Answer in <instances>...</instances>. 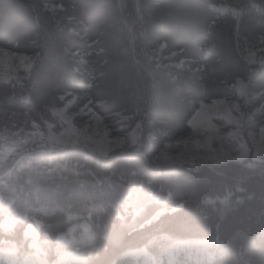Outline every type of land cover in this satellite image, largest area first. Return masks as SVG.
<instances>
[{"label": "trees", "instance_id": "trees-1", "mask_svg": "<svg viewBox=\"0 0 264 264\" xmlns=\"http://www.w3.org/2000/svg\"><path fill=\"white\" fill-rule=\"evenodd\" d=\"M99 1L101 6L107 7L111 12V21L89 18L90 8ZM12 6L17 12L9 11L7 16H2V10L6 7H11L12 10ZM22 13H27L28 18L23 33L9 35L8 25L13 19L20 18ZM108 23L113 25L112 29L108 27ZM115 34L122 36V47L120 50L116 48V56L112 48ZM141 35L144 37L141 38ZM53 39L59 54L67 59L73 69L81 73L82 84L75 91L94 98L93 104L95 99H103V95L108 94L104 87L106 79L100 73H106L112 65L115 67L123 60L125 70H130L133 79L131 76L125 77V84L119 87L118 94L110 93L115 101L110 102V98L104 99L108 101L105 106L110 109L126 107L134 91H148L142 95L145 102L139 99L141 108H144L142 113L148 114V109L152 107L154 116L151 114L149 118L153 127L161 134L164 131L172 132L173 137L187 130V121L200 101L226 96L231 90L230 84L236 78L248 81L246 89L250 95L264 91V62L259 67L253 66L245 56L249 54V48L259 45L264 48V0H0V46L30 54L40 53L38 57L40 69L35 74L33 82H28L26 89L30 88L24 95L20 93L16 100V95L9 87L0 86V128L11 123L16 124L28 114L37 117V110L42 101L51 100L61 94L55 90L49 92L47 97L45 90L39 85L42 66L46 64V59L50 55L48 51ZM158 43H165L169 50L177 51L175 60L177 62L186 60L184 65L162 66L171 61L167 58H164V62L159 58L154 61L151 58L154 57L151 48ZM67 47L70 48L71 53L63 50ZM139 50L141 56L138 58ZM121 51H123L122 58ZM76 52L83 59L78 61L74 56ZM103 59L109 62L103 65ZM138 67L142 68L139 72L142 78H145V81L139 84V88L138 82H135L139 79L136 71ZM197 67L198 72H192L191 68ZM158 89L164 93V98H157ZM253 98L255 100L250 96L247 98L252 107L260 102L257 97ZM171 102H176L180 108L177 111L179 120L176 124L171 122L166 113L154 111L157 106L169 111ZM12 114L20 117H12ZM10 118H13L12 122ZM160 120L166 121L167 125H161ZM158 138L153 147L155 150H158L166 140L160 135ZM149 148L150 145L145 141L140 154L128 152L119 158L114 157L109 161L108 167H101L94 160L92 161L95 163L90 164L88 160L86 162L80 157L77 160L78 173L81 176L86 174L107 177L108 175L110 179L112 176H118L120 179L124 177L128 180H132L131 175H133L135 179L146 178V182L143 181L144 187L148 184V178L152 179V182L160 180L167 182L166 177L171 175L176 178L175 190L172 188H162V190L170 191L171 195L177 192L181 194V198L187 190L177 188L185 178L189 177L197 181V186L193 187L197 190L201 189L205 182H210L211 177L214 178L213 173L206 167L197 171L151 168L143 160L149 155ZM222 170L224 173L219 175V182L225 189L234 191L229 207L224 211L227 219L223 223L217 220L214 224L203 225L204 228L208 226L203 232L196 228L195 231L182 232V234L180 230L176 231L172 219L166 216L168 222L164 224L154 244L157 248L171 250V255H167L169 259H175L177 256L183 259L189 255L194 259L216 256L223 251L225 240L236 250L237 264H241L242 261V258L241 260L237 258L238 256H245L243 264H250V261L254 260L257 254L259 255V251L264 258V198L262 203L256 199L264 195L257 191L261 182H264V165L257 166L254 170L244 163L230 164L223 166ZM95 172L97 174H94ZM215 184L217 182L212 180L207 190L214 188ZM237 185L242 186L243 191H237ZM207 190H201L204 191H200L201 194L194 192V200L200 202L202 196H207ZM178 194L175 193L174 197L176 195L179 197ZM194 205V209L197 206L205 209L203 203H194ZM185 208L187 210L190 207L185 206ZM245 214L249 219L243 220L241 233L235 235L227 229V222L232 223L233 216L242 219ZM115 216L116 212L113 213V217ZM106 217L101 219L104 221ZM113 217H108L110 220L107 221L113 223ZM101 219L97 222L104 228L107 224L103 222L105 225H102ZM146 238L147 232L144 230H127L125 245L128 251L125 259L129 264H153L157 258L148 247L144 246ZM187 239L207 241L209 245L190 246L186 243ZM104 247L105 241L102 239L95 249L81 245L82 252L81 249L79 250L85 259L68 264H86L90 254L96 253L99 254L103 264H108V261L118 255L120 250H110L105 254ZM140 248L147 254L143 256L129 254L130 251Z\"/></svg>", "mask_w": 264, "mask_h": 264}, {"label": "rangeland", "instance_id": "rangeland-1", "mask_svg": "<svg viewBox=\"0 0 264 264\" xmlns=\"http://www.w3.org/2000/svg\"><path fill=\"white\" fill-rule=\"evenodd\" d=\"M98 3L96 5L94 4V8H90L89 18L91 20L104 19L106 22L111 21L112 15L109 9L101 6L100 1ZM9 11L16 13L17 9L13 6L12 10L11 7H6L5 10H2V16H7ZM27 24V13L23 14L20 18L13 19L11 24L8 25L9 35L14 36L15 34L23 33ZM108 27L112 29L111 27H113V25L109 24ZM142 37L144 36L141 35V38ZM113 39L114 44L112 48L116 56V48L117 50H120L122 47V36L115 34ZM56 45L57 44L54 43L53 39L48 51L50 52V55L46 59V64L42 66L43 72L39 78V85L45 90L46 95L55 90H58L61 94H80V96H77V99L79 100V104L77 106L79 107L81 105L82 107L84 103L87 102L86 99H84L85 93L75 91V89L82 84L80 78L81 73L79 70L73 69L71 65L68 64L67 59L63 58V56L59 54V50ZM63 50L66 53H71L69 47ZM249 50V54H246L245 56H247L251 65L259 67L264 62V48L259 45L258 47H253L252 49L249 48ZM151 53L154 55V57H151L154 61H156L157 58L163 62L164 58L171 60L168 61L169 64L165 63L162 66H183L186 62V60L177 62V60H175V56L178 52L169 50L165 43L156 44L155 47L151 48ZM69 55L72 56V54ZM120 55L122 58L123 51H121ZM74 56L78 58V61L83 59L82 57H79L77 52ZM137 56L138 58L141 56L140 50ZM6 58L7 54H5V59ZM148 59L152 62L150 57ZM38 60L39 59L37 58L27 71L21 69L17 72H12L10 69L5 68V72L3 74L4 78L7 81H11V83H0V86L4 85L5 87H9L11 92L16 95L15 99L17 96H20V93L24 95V93H26L30 88L27 87L26 89L27 84H29L28 82H33L35 74L40 69ZM102 61L103 65L109 62L107 59H103ZM114 61H116V58ZM114 61H112V63ZM122 61L123 60H121V62L119 61L120 64L118 62L115 67L112 65L111 67L109 66L110 69L106 68V73H100L103 74V77L106 79L104 87L108 93L103 95V99L110 98L112 100H110V102L115 101V99L111 97L110 93L115 95L118 94L119 87L125 84V77L130 78L131 76L133 79L130 70H125ZM137 66L140 65L137 64ZM191 69L194 73L198 72V67ZM139 70L141 71L142 68L138 67L136 70L137 74H139L138 81H135L138 82V88L141 83L145 81V78H142ZM18 79H20V83H16ZM247 82L248 81H245L242 78H236L235 81L230 84L231 90H229V93L226 96L200 101L193 110L191 118L187 121V130L174 137L171 134L172 132L164 131L162 133L164 135H162L161 132H158L153 127V123H151L152 120L150 121L149 118L153 111L152 107L150 110L148 109V114L145 112L142 113L144 108H141L140 102L141 100L145 102V99H142V95L144 93H148V91H134L135 93L131 101L126 104L128 105L126 107L110 109L104 105L102 107L95 108L94 104H89L88 108L85 109L86 112L89 109H92L99 113L102 117H107L104 122L110 123L116 136L122 137L127 135L124 146H117L115 143L110 142L103 144L105 150L110 153H115L113 159L117 156L119 158L122 154L128 152H137L140 154L143 144L146 141L150 145L149 155L143 159L147 166L155 169L175 168L177 171L178 169L197 171L206 167L213 173L214 176V178H210V182H205L199 190L193 188L197 186V181L193 178H185L180 184V187L177 188L184 191L187 190L186 193H183L184 196L181 198V194L179 195L177 192L175 193L178 194L179 197L177 195L174 197L175 193L173 191L171 195L170 191L164 192L162 190V188L174 189L176 187V184H174L176 178L171 175L166 177L167 182L161 180L158 182H152V179L148 178L147 182L149 185L147 184L145 187L143 186V181L146 182V178L135 179L133 175H131L132 180H128V178L124 177L120 179L118 176H112L110 179L108 175H106L107 177L102 175L104 178L91 175L90 182H93L98 186V190L94 194L97 199L111 200L115 202L119 216H127L129 221L132 218L128 215L129 213H131L132 216H135L137 213H140L141 215L152 214L154 211L160 210L163 212L165 217L169 216V219H172L171 222L177 228L176 231L180 230L181 233H189L197 230L198 228V231L202 232L204 229H207L208 226L204 228L205 225L197 226L194 229L182 228L177 223V214L174 213L176 205L178 203H183L184 200H187L188 203L186 206L188 208L190 207L179 215H192L194 203H203L205 205V209H201V207L199 208L200 214H204L212 209L224 212L229 207V202L234 196V191H230L229 188L225 189L221 182H219V175L224 173L222 167L230 164L235 165L244 163V165L250 169L254 168L255 170L257 166L259 167L264 165L261 163V161L264 160V145L261 144V141L264 140V128H262L259 124H252L249 127L247 117L251 114V112L246 110V106L244 105V101L247 100L249 96L255 100L253 97H257L256 94L258 93H251V95L248 94V90L246 89ZM13 84H16V86L13 87ZM135 89L136 88H134V90ZM12 96L13 95H11V97ZM156 96L157 98L162 99L164 98V93L158 89ZM139 99H141L140 102ZM34 101H36V99ZM248 101L250 102V100ZM18 102L20 101L18 100ZM253 104L254 102L252 105ZM259 104L252 107L249 103L247 109L258 107ZM168 108L169 111L168 109L157 106L154 108V111L166 113L171 122L176 124L179 120V114L177 111L180 108L176 102H171ZM28 115L16 124L11 123L10 125L0 128V176L3 175V177H0V216H2L5 210L9 207H14L16 203L19 202V198L23 194V190L30 182L36 181L39 177H41V175L47 173L49 169L59 166L61 170L66 169L73 175H77L79 174V168L77 167L78 158L83 157V160L86 162L89 161L90 164L95 163L92 159H87V153L77 147L68 145L65 147L53 148L50 143L43 139L46 135V126H42L43 122L40 121L38 117ZM152 115L154 116V114ZM258 116L259 114H257L256 118H258ZM12 117L19 118L20 116L12 114ZM10 119L12 122L13 118ZM57 119H59V117H57ZM137 124H139V127L136 128V135L133 137L129 133H131V129L135 128ZM160 124L167 125L166 121L163 120H160ZM249 132H251L255 137V143L253 141V136L248 135ZM157 134L166 138V140L162 143L158 150H155V148L153 149L154 144L159 139ZM113 139V136L106 138L107 141H112ZM133 140H135V143H133ZM237 141L244 146V150L241 151L238 156L233 155L231 148V145L236 144ZM23 155L26 156L23 157ZM204 157H207V159H203ZM253 157L255 158L253 159ZM18 159H20L19 162L13 167V164L16 163ZM181 160H192L194 162L181 163ZM113 171L115 172L114 169ZM94 174L97 173L95 172ZM130 174L131 173L129 172V175ZM212 180L217 182V184H215L214 188L207 190L210 187ZM152 183H154L153 186ZM157 188L161 189L158 190ZM201 190H207L208 194L207 196H200V202H197L194 200V192L201 194V192H204ZM236 190L243 191V188L242 186L237 185ZM258 190L260 191V194L264 193V182H261L257 191ZM263 196L264 195L262 194L260 197L256 198L257 201L262 203V199L264 198ZM248 211L251 210L248 209ZM11 218L12 217H10V219ZM232 218V223H230V221L227 222L226 227L232 233L238 235L242 231L243 220H247L249 217L245 214L242 219L238 216H233ZM107 220H110L108 216L104 219V221L102 220V225L104 223L107 224L106 227H104L107 231L106 234H110L112 239H118L119 232L110 231L112 223ZM80 223L83 224L84 221H80ZM81 229L83 230V228ZM10 231L11 229L7 230V232ZM14 239H19V236L17 235L13 238L11 235L6 233L4 228L0 227V254L4 252L10 253L12 251V243ZM68 239L70 241L71 237ZM186 243L190 246L209 245L207 241H191L189 239L186 240ZM80 247L81 244L67 243L64 246L62 254L63 264L84 260L85 257L81 254L82 249ZM79 249H81V252ZM166 251L167 255H171V250ZM130 252L129 254L132 256H143V254H147V252L141 248L136 249L131 253ZM244 257H237L240 260L242 258V261H240L241 264H243V260H245ZM39 259L40 256L37 255L35 264H39ZM255 259H264L261 255V251H259V255L257 254Z\"/></svg>", "mask_w": 264, "mask_h": 264}, {"label": "clouds", "instance_id": "clouds-1", "mask_svg": "<svg viewBox=\"0 0 264 264\" xmlns=\"http://www.w3.org/2000/svg\"><path fill=\"white\" fill-rule=\"evenodd\" d=\"M5 54H7L6 59ZM39 56L38 52L29 54L0 46V83H11L4 78L5 68L12 72L21 69L27 71ZM16 83H20V79ZM15 86L16 84H13V87ZM256 95L260 100L258 107L247 109L249 101H244L246 110L251 112L247 119L249 127L252 124H259L264 128V91ZM77 96L80 94H58L51 100L40 103L37 117L43 122L42 126H46V135L43 139L53 148L68 145L77 147L87 153V159L94 160L101 167H108L115 153L105 150L103 144L110 142L117 146H124L127 135L116 136L110 123L104 122L107 117H102L92 109L85 111L89 104H93L94 98H89L85 93L84 99L87 102L82 107H77L79 104ZM107 103V100L95 99L94 107H102ZM257 114H259L258 118H256ZM138 127L139 124L132 128L129 134L135 137ZM248 135L253 136L251 132ZM109 136H113L114 139L107 141L106 138ZM253 141L255 143L254 136ZM261 144L264 145V140ZM231 148L233 155L236 156L244 150L243 144L239 141L231 145ZM180 162L194 161L181 160ZM261 163L264 164V160ZM90 181V175H73L70 171L61 170L57 166L49 169L36 181L30 182L23 190L19 202L14 207H9L0 216V227L13 238L19 236V239L13 240L10 253L0 254V264H35L37 255L40 256L39 264H63L62 254L67 243L81 244L85 248L95 249L101 239L105 241V254L110 250H120L118 255L108 261V264H129V261L125 259L128 251L125 245L128 229L147 232L144 246L156 255L157 258L153 264H237V252L227 240L224 242L223 251L210 258L194 259L189 255L183 259L180 256L169 259L166 249L157 248L154 244L164 224L168 222L162 211L157 210L152 214L143 215L137 213L135 216L129 213L128 215L132 217L129 221L127 216H119L115 202L97 199L94 194L98 186ZM187 203L188 201L184 200L174 209V213L178 216L177 223L182 228L214 224L217 220L223 223L227 219L226 213L215 209L200 214L198 206L193 210L192 215H179L185 212ZM114 212H116L115 217H113ZM105 216L113 217L114 222L110 231L119 232L118 239H112L97 222ZM80 221L84 223L81 224ZM81 228H83L82 231L79 230ZM8 229L11 231L7 232ZM150 229L152 231H148ZM69 237H71L70 241ZM86 264H103V262L96 253L90 254ZM250 264H264V259L251 260Z\"/></svg>", "mask_w": 264, "mask_h": 264}, {"label": "water", "instance_id": "water-1", "mask_svg": "<svg viewBox=\"0 0 264 264\" xmlns=\"http://www.w3.org/2000/svg\"><path fill=\"white\" fill-rule=\"evenodd\" d=\"M23 156H26V155H23ZM20 159H18L17 161H16V163L15 164H17V162L19 161Z\"/></svg>", "mask_w": 264, "mask_h": 264}]
</instances>
